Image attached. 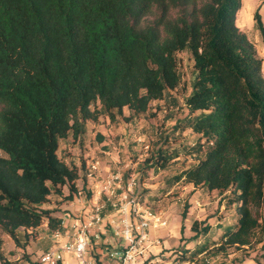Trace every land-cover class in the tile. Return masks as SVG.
<instances>
[{
    "label": "trees",
    "instance_id": "obj_1",
    "mask_svg": "<svg viewBox=\"0 0 264 264\" xmlns=\"http://www.w3.org/2000/svg\"><path fill=\"white\" fill-rule=\"evenodd\" d=\"M241 7L242 0H0V243L6 234L24 247L30 233L62 229L57 208L44 205L65 187L68 199L78 189L84 174L62 143L81 145L88 121L162 112L167 125L146 128L140 178L169 170V185L215 190L227 217L216 237L212 224L194 219L191 238L201 242L176 247L175 258L264 264V57L237 24ZM254 19L264 32L258 9ZM181 52L192 73L182 102L174 93L186 86ZM26 259L27 252L18 260L0 254L3 264Z\"/></svg>",
    "mask_w": 264,
    "mask_h": 264
},
{
    "label": "crops",
    "instance_id": "obj_2",
    "mask_svg": "<svg viewBox=\"0 0 264 264\" xmlns=\"http://www.w3.org/2000/svg\"><path fill=\"white\" fill-rule=\"evenodd\" d=\"M258 9L261 15L262 23L264 26V0H242V7L237 15V24L238 26L247 33L250 40L255 44L257 53L259 56L264 57V32H262L255 23L254 19V12ZM264 69V64H263ZM107 118V117H105ZM108 119V118H107ZM136 118L131 120L135 121ZM101 120L99 118L98 121H88L87 122V130L85 134L84 142L79 144L72 145L73 147H78V154H70L69 150L70 147L68 144L67 152H68V159H74L75 162L81 166L80 167V175L84 177H80L77 179V186L78 188L84 187L86 192V197L81 198L80 200L76 199L75 196L71 198H64V195L67 194V188H64V195H52L50 202L48 201L44 206L50 208H57L54 211V214L61 217L62 219V229L55 232H45L41 231L38 234V237H41L42 242H38L39 245L36 246L32 245V242H26L24 247L17 246L16 249H21L22 252L29 253V259L23 260V264H35V254L38 252L39 249L42 252L49 248L61 246L66 240L70 239L74 233L73 222L77 217H83L87 214L94 202L100 200L101 202L105 203V207L102 211L104 216V225L101 228V234L98 239L92 238L91 243L88 250V256L95 258L98 262L102 264H117L116 260H113L108 257L106 253V248H111L114 246H120L124 244L125 239L121 233L117 232L115 229V222L120 218V213L117 207L114 205V200H108L105 194H100L99 190L102 184L105 181V178L110 172H114L117 169H122L124 172L131 169H137L139 162L142 160L139 156L135 158H130L124 164L121 163V160L117 158L114 153L108 150L105 144L102 143L103 137L99 133ZM90 127L95 128L96 136L90 135ZM146 128H144V132H146ZM91 142L99 141L101 147L97 146L98 149L94 150L93 154H82L84 145L87 141ZM100 137V139H99ZM142 137H138L136 141H142ZM133 142V141H132ZM62 148L66 147V142L62 143ZM71 146V145H70ZM83 155V156H82ZM97 160L99 162V169L95 172L94 176H88V164L91 161ZM121 163V165H119ZM131 164V165H130ZM138 170V169H137ZM154 174H160L165 172V176L162 181L156 183L153 189L147 190V186L143 185L141 190L138 189L141 199L148 205H150L155 211L163 214V216L167 219V224L162 227L158 228H149V236L152 239H159L160 242L158 244L152 243L146 255L144 256V263L143 264H174L178 260H183L179 258H175V254L173 253L176 247H186V248H193L196 243H200L201 239H190L189 237L193 236V232L190 228L191 223H189V230L185 232L184 237L186 239L181 240L182 234L180 231V227L177 228L175 222L172 220V214L169 213L168 209L165 208L163 203H160L165 196L172 193V189L176 186L180 187H189L190 189H200L204 192L208 193H215V209L212 210L210 214V218H207L205 221L209 222L216 228L218 223H224L227 220L226 216H221L222 212V205L218 204V195L215 190L207 191L202 188H194L192 184L184 183V182H177L173 185H169L166 183V177L169 175V170H160L158 172H154L150 169ZM147 171V174L149 171ZM54 199V200H53ZM163 204V205H161ZM55 206V207H54ZM46 228V223L42 225V230ZM30 231V230H29ZM220 232V229H215L213 237H216L217 234ZM58 233V235H57ZM4 237L7 241H9L10 237L4 234ZM11 240V239H10ZM14 250V248H9ZM64 259L61 261V264H77L78 261L75 256L71 253L65 252ZM204 252L199 254L198 256L202 257ZM238 255V253H233L231 256ZM204 257V256H203ZM19 259V258H18ZM204 259V258H203ZM211 264H221L219 261L215 259H211ZM36 262L42 264L40 259ZM142 262V260H141ZM140 262V263H141ZM203 262V260H202ZM200 262L199 264H202ZM139 263V264H140ZM236 264H254V262L250 259H245L242 262H236Z\"/></svg>",
    "mask_w": 264,
    "mask_h": 264
},
{
    "label": "built area",
    "instance_id": "obj_3",
    "mask_svg": "<svg viewBox=\"0 0 264 264\" xmlns=\"http://www.w3.org/2000/svg\"><path fill=\"white\" fill-rule=\"evenodd\" d=\"M143 158V155L139 156ZM131 165V164H130ZM99 169L97 160L88 164V176H94ZM136 169H129L124 172L117 169L110 172L105 178L99 193L105 194L108 200H114L120 218L115 222V229L125 239L124 244L106 248L109 258L116 260L117 264H140L144 263V256L152 243L158 244L159 239H152L149 236V228H158L167 224L163 214L155 211L146 204L138 191L139 180ZM80 200L86 197L83 188H78L74 194ZM105 203L97 200L91 210L83 217H77L73 222V236L66 240L61 246L45 250L40 255L42 264H58L64 259V253H71L75 256L77 264H102L95 258L88 256V250L92 238L98 239L101 228L104 225L102 211ZM58 235V233H57ZM211 259L204 257L202 264H211ZM174 264H197L195 259L178 260Z\"/></svg>",
    "mask_w": 264,
    "mask_h": 264
},
{
    "label": "rangeland",
    "instance_id": "obj_4",
    "mask_svg": "<svg viewBox=\"0 0 264 264\" xmlns=\"http://www.w3.org/2000/svg\"><path fill=\"white\" fill-rule=\"evenodd\" d=\"M180 55L182 57L181 67L184 72L183 78L186 81V86H179L177 90H174V93L178 96L180 102H182L183 95L186 94L190 89L189 82L192 77V73L191 62L187 58V53L181 52ZM124 112L126 114L129 113L127 109H125ZM179 114L180 112H178V115ZM162 119V112H160L157 116H149L146 118L141 116L136 118L135 121L129 119L112 122L105 117H100L101 124L99 133L103 137L102 143L105 144L106 148L114 153V155L119 158V160H121L122 164H124V162H126L130 158H135L141 155L145 156V154L147 153L148 141L146 137L147 132H144V128L148 127V130H150V126L156 127L157 125L159 126L160 123L161 127L166 126L167 123H164L163 125ZM187 132L188 131H184L182 135L183 137H187L186 139L190 140L191 138L190 136H188ZM95 134V128L90 127V135L96 136ZM138 137H142L143 140L140 142L136 141ZM91 139L93 140V137H91L90 141L88 140L84 145L83 151L81 152L82 154H93L94 150L98 149L97 146L101 147L99 141L91 142ZM69 147L70 154H78V147H73L72 145H69ZM66 148H68L67 142ZM182 158L183 156L181 157V159ZM121 163H119V165H121ZM136 171L138 172L137 169ZM137 176L139 180L138 189L141 190L142 186L146 185V189L150 190V188H154L156 183L163 180L165 172L154 174L150 170L149 173L143 178H140L139 172L137 173ZM215 197V193L204 192L200 189H190L188 186H176L174 189H172V193L165 196L164 201L162 199L160 203H163L165 205V208L168 209L169 213L172 214V220L175 222L176 227H180V231L182 234L181 240H184L187 238L184 237V234L189 230V223H191L194 218L205 221L207 218H210V214H213L211 212L213 209H215ZM184 210L186 211L185 217H183L182 215V212ZM2 236L4 239L0 243V254H3L10 260H18V258L20 259L23 256L24 252L20 251L21 249L15 248L17 247V245L12 239H9V241H7L8 239L6 240L4 234H2ZM190 238L191 237H189L188 240H190ZM26 239L27 242H32V245L37 244L36 246L39 245L38 242H42L41 237H38V234L35 235L34 233H30ZM9 248H14V250ZM41 251L42 250L39 249L35 254L34 258L36 261L39 260ZM0 264H3L1 260Z\"/></svg>",
    "mask_w": 264,
    "mask_h": 264
}]
</instances>
